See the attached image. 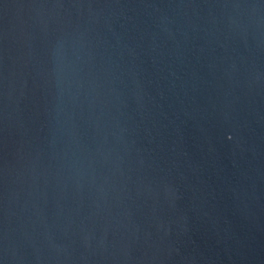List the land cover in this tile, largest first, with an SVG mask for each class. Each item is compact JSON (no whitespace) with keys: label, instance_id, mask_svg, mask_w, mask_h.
<instances>
[{"label":"water","instance_id":"water-1","mask_svg":"<svg viewBox=\"0 0 264 264\" xmlns=\"http://www.w3.org/2000/svg\"><path fill=\"white\" fill-rule=\"evenodd\" d=\"M0 264H264V0H0Z\"/></svg>","mask_w":264,"mask_h":264}]
</instances>
